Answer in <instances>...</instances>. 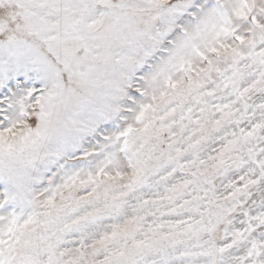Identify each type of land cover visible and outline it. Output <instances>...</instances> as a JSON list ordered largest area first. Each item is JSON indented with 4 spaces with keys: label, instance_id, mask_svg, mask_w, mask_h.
<instances>
[{
    "label": "snow or ice",
    "instance_id": "1",
    "mask_svg": "<svg viewBox=\"0 0 264 264\" xmlns=\"http://www.w3.org/2000/svg\"><path fill=\"white\" fill-rule=\"evenodd\" d=\"M0 264H264V0H0Z\"/></svg>",
    "mask_w": 264,
    "mask_h": 264
}]
</instances>
